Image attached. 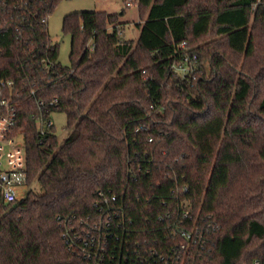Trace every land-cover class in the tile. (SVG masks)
Instances as JSON below:
<instances>
[{"label":"trees","instance_id":"1","mask_svg":"<svg viewBox=\"0 0 264 264\" xmlns=\"http://www.w3.org/2000/svg\"><path fill=\"white\" fill-rule=\"evenodd\" d=\"M59 2L0 0V100L17 105L38 184L0 200V264H87L63 222L90 214L100 190L117 195L144 249L168 254L182 239L169 225L180 233L189 208L190 264H264V0H133L136 40L124 10L74 11L69 65L48 31ZM184 41L199 55L186 77L170 68ZM56 111L71 129L63 143Z\"/></svg>","mask_w":264,"mask_h":264},{"label":"built area","instance_id":"2","mask_svg":"<svg viewBox=\"0 0 264 264\" xmlns=\"http://www.w3.org/2000/svg\"><path fill=\"white\" fill-rule=\"evenodd\" d=\"M132 1L126 0L125 3L131 5ZM198 62V53L184 41L179 45L170 68L173 73L186 77L195 73ZM1 84L4 85V82ZM37 103L40 106L45 104L42 100H37ZM57 103V98L50 100L48 107L37 117L36 126L41 135L45 133L44 126L52 123L43 114L49 106ZM0 105L5 109L0 114V200L11 205L24 198L28 191L27 154L23 136L15 130L18 115L16 103L13 99L2 97ZM98 195L90 214H74L63 222L62 237L67 248L81 255L87 264H190L192 233L185 226L191 212L189 208L182 211L183 229L180 233L169 225L170 233L175 238L181 236V241L171 247L168 254H159L156 246L144 249L130 238L128 223L131 221L127 219L122 205L118 204L117 195L102 190ZM167 218L171 220V215L167 214ZM193 241L201 243V238ZM251 264L263 263L255 259Z\"/></svg>","mask_w":264,"mask_h":264},{"label":"rangeland","instance_id":"3","mask_svg":"<svg viewBox=\"0 0 264 264\" xmlns=\"http://www.w3.org/2000/svg\"><path fill=\"white\" fill-rule=\"evenodd\" d=\"M108 11L110 13H120L124 10V14L120 16V26L123 29L126 39H137L141 28L137 25L141 22L139 15V7L136 2L126 5L124 0H60L55 10L49 16L48 31L53 43H59V61L63 65H69L71 35L63 30V20L65 15L74 11ZM52 120L56 126V134L59 143H63L69 135L71 129L67 127V116L64 112H53ZM34 183L29 187H37Z\"/></svg>","mask_w":264,"mask_h":264}]
</instances>
